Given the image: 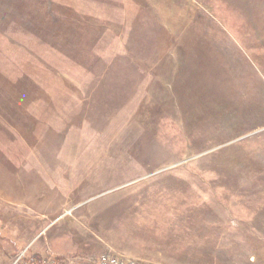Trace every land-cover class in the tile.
Returning <instances> with one entry per match:
<instances>
[{
	"label": "rangeland",
	"instance_id": "1",
	"mask_svg": "<svg viewBox=\"0 0 264 264\" xmlns=\"http://www.w3.org/2000/svg\"><path fill=\"white\" fill-rule=\"evenodd\" d=\"M264 264V0H0V264Z\"/></svg>",
	"mask_w": 264,
	"mask_h": 264
},
{
	"label": "built area",
	"instance_id": "2",
	"mask_svg": "<svg viewBox=\"0 0 264 264\" xmlns=\"http://www.w3.org/2000/svg\"><path fill=\"white\" fill-rule=\"evenodd\" d=\"M12 264H38V263H31L26 261L25 254L17 253L14 256V263ZM41 264V263H40ZM95 264H149L140 260L131 259V258H124L117 256L115 254L107 253L101 255Z\"/></svg>",
	"mask_w": 264,
	"mask_h": 264
}]
</instances>
